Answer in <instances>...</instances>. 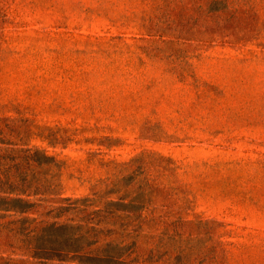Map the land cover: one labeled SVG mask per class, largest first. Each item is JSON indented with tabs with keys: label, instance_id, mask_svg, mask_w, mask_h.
I'll return each instance as SVG.
<instances>
[{
	"label": "rangeland",
	"instance_id": "374dc122",
	"mask_svg": "<svg viewBox=\"0 0 264 264\" xmlns=\"http://www.w3.org/2000/svg\"><path fill=\"white\" fill-rule=\"evenodd\" d=\"M0 137L115 264H264V0H0ZM2 213L0 264H46Z\"/></svg>",
	"mask_w": 264,
	"mask_h": 264
},
{
	"label": "trees",
	"instance_id": "16d2710c",
	"mask_svg": "<svg viewBox=\"0 0 264 264\" xmlns=\"http://www.w3.org/2000/svg\"><path fill=\"white\" fill-rule=\"evenodd\" d=\"M0 140L4 142L2 137ZM53 162H56L55 156L40 147L16 146L9 152L0 151V219L6 215L2 211L13 210L24 214L19 220V225H16L18 222L12 221L7 226L14 236H23V243L11 246H15L16 252L30 254L46 264L49 259L56 257L61 260H79L83 264H115L119 255L95 253L88 249L93 248L97 242V239H90L88 231L94 226L83 222L75 224V218L72 217L46 225V217L38 220L29 216V212L42 206L38 200H47L50 194L58 192L59 184L56 179L49 178L47 171L42 169L45 164ZM32 195L37 199H33ZM85 210L86 208L77 204L66 205L51 209L45 215L64 217L83 214L80 220H89L84 215ZM3 225L4 222L0 221V226ZM85 227L87 230L83 231ZM56 231H60L58 245L54 244L58 240L55 237Z\"/></svg>",
	"mask_w": 264,
	"mask_h": 264
}]
</instances>
